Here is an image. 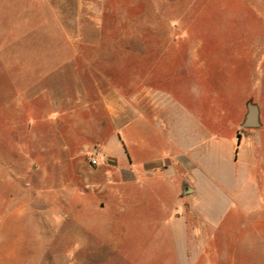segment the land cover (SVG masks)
I'll list each match as a JSON object with an SVG mask.
<instances>
[{
  "label": "rangeland",
  "instance_id": "rangeland-1",
  "mask_svg": "<svg viewBox=\"0 0 264 264\" xmlns=\"http://www.w3.org/2000/svg\"><path fill=\"white\" fill-rule=\"evenodd\" d=\"M262 4L22 0L21 30L14 26L12 33L9 15H1L0 264H264V204L232 207L208 226L192 208L176 209L167 225L134 214L114 222L99 212L102 199L93 192L106 177L98 169L117 164L105 150L131 162L129 152L143 146L135 134L177 155V142L154 129L177 112V89L189 90L191 52L215 95L227 97L229 75L246 87V66L236 56L263 29L256 13L263 14ZM227 62L236 67L229 74ZM230 105L233 111H224L236 115L239 105ZM247 105L255 107L252 99ZM253 131L239 127L234 143ZM229 136L219 142L222 164ZM194 147L207 151L199 142Z\"/></svg>",
  "mask_w": 264,
  "mask_h": 264
},
{
  "label": "crops",
  "instance_id": "crops-1",
  "mask_svg": "<svg viewBox=\"0 0 264 264\" xmlns=\"http://www.w3.org/2000/svg\"><path fill=\"white\" fill-rule=\"evenodd\" d=\"M16 10L20 16L18 24ZM21 11L22 0H0V17L9 15L8 28L11 33L17 25L21 30ZM261 11L263 14L256 13L263 21V29L254 35L253 44L248 47L247 53L236 56L246 66V87L243 88L238 80L229 75L231 85L226 89L227 97L225 92L215 95L209 84L208 71L203 69L204 64L200 62L198 55L191 52L189 55L193 61L190 67L193 69L189 73V90L177 89V112L173 117L161 121L159 125L163 128L154 129V134L160 137L161 133L164 134V140L177 142V155L152 149L146 145L148 139L144 134L139 133L135 134L133 140L143 146L140 150L129 152L131 162L124 153L111 154L110 149L105 150L104 154L114 156L117 164L102 167L96 172L106 175L103 182L93 188V192L102 199L98 204L99 212L110 219L116 218L114 222L125 221L129 215L134 214L150 222L161 220L167 225L174 219L176 209L177 213H181L192 208L195 213L205 215L208 226L232 207L243 211L248 204H264L260 193L261 181H264L260 173L264 170V4ZM228 64L224 65L229 74L236 67ZM251 99L257 110L258 126L253 128L250 138L238 146L234 143L235 134L243 126L246 106ZM232 101L240 108L236 115L224 111L225 107L233 111L236 106L230 105ZM221 111L223 119L220 118ZM228 131L231 148L222 164L219 163V142L227 141L225 136ZM197 142L205 146L207 151L194 153ZM235 148H238L237 161L233 160ZM171 156L174 165L167 158ZM246 156L253 159L252 164L245 162ZM257 163L262 165H256ZM246 186L249 191L245 190ZM137 205L144 209V214L136 212Z\"/></svg>",
  "mask_w": 264,
  "mask_h": 264
},
{
  "label": "water",
  "instance_id": "water-1",
  "mask_svg": "<svg viewBox=\"0 0 264 264\" xmlns=\"http://www.w3.org/2000/svg\"><path fill=\"white\" fill-rule=\"evenodd\" d=\"M258 126L257 123V110L252 105H247V113L243 122L244 128L253 129Z\"/></svg>",
  "mask_w": 264,
  "mask_h": 264
},
{
  "label": "built area",
  "instance_id": "built-area-1",
  "mask_svg": "<svg viewBox=\"0 0 264 264\" xmlns=\"http://www.w3.org/2000/svg\"><path fill=\"white\" fill-rule=\"evenodd\" d=\"M90 163L94 166L98 165V159L96 156H91Z\"/></svg>",
  "mask_w": 264,
  "mask_h": 264
}]
</instances>
